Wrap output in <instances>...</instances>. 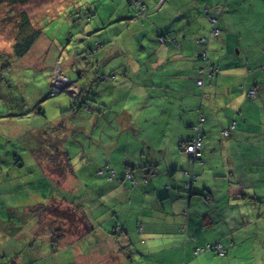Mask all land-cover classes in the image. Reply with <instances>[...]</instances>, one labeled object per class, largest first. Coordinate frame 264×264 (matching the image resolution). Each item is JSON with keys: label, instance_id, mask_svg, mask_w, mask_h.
I'll return each mask as SVG.
<instances>
[{"label": "crops", "instance_id": "crops-1", "mask_svg": "<svg viewBox=\"0 0 264 264\" xmlns=\"http://www.w3.org/2000/svg\"><path fill=\"white\" fill-rule=\"evenodd\" d=\"M140 2L145 7L140 19L135 14H117L114 24H96L100 32L105 25H114V40L104 38L94 54L86 47L65 48L64 75L76 76L73 83L85 94L88 107L71 110L74 102L67 108L58 106L51 133L35 119L45 116L42 110L40 114L27 110L24 116L29 119L25 120L0 117L5 120L0 124L8 125L6 139L0 136V143H6L9 136L15 145L32 147L22 160L8 155L15 146L9 149L0 144V163L9 167L1 185L14 195L26 196L22 190L31 181L35 188L29 196L34 202L33 197L42 199L32 208L44 205L73 211L71 163L87 157L83 152L91 139L101 149L97 158L102 166L94 168L103 180L100 220L95 223L94 211L80 208L77 213L85 231L73 235L65 232L66 219L34 218L38 240L43 232L48 233L47 222L62 230L54 246L51 237L41 242L47 248L39 246L38 260L49 257L57 264H264V0ZM142 29L150 38L143 46L137 38ZM214 29L219 30L218 37L213 36ZM41 36L19 60L30 59L32 66H24L37 67V57L30 53ZM89 39L82 40L89 43ZM138 44L145 55L137 54ZM45 46L46 52L60 55L51 41ZM79 51H87L94 60L82 66L74 63ZM205 66L212 76L207 73L200 78L199 69ZM111 72L116 76L113 80L95 78ZM250 89L256 92L252 99L246 97ZM231 123L235 129L228 138L219 136ZM196 125L202 150L194 159L185 153L184 145L194 137ZM95 130L97 135L91 136ZM24 163L28 165L23 177L14 171L16 183L7 186L14 180L9 178L11 171ZM102 167L109 170L98 175ZM43 193L48 196L43 198ZM0 205L4 213L0 215V255L8 258L14 256L10 247L14 240L9 239L8 221L3 218H9L6 214L11 208ZM135 225L138 237L133 235ZM216 244L225 256L213 250L195 252Z\"/></svg>", "mask_w": 264, "mask_h": 264}, {"label": "rangeland", "instance_id": "rangeland-1", "mask_svg": "<svg viewBox=\"0 0 264 264\" xmlns=\"http://www.w3.org/2000/svg\"><path fill=\"white\" fill-rule=\"evenodd\" d=\"M141 1H143L144 4L146 2V0ZM140 6H142L140 0H31L24 6H7L5 4H0V110H16L17 102L20 101L21 98L23 99L25 109L29 110L37 109V103L39 102L40 109L45 111V116H37L35 119L40 120V123L45 125L44 128L46 133L49 131L51 133L54 127L53 121L56 119V113L59 111L57 107L63 106L62 108H67L74 102V100L68 94L64 93L66 90H62L63 93H60L55 97H48L49 92L53 88L56 73L59 72L61 76L64 75L63 70L68 60V52L65 50V48L71 45L73 47H86L88 51L91 50L92 46L96 47V49L100 48L99 44H103L104 38L114 40V25H111L101 31L100 36L97 34H91L90 31L92 25L94 23H100L101 26V24H106L108 21L113 22L114 24V22L117 21V14L133 16L135 13H137L135 8H139ZM20 12H26L34 25L42 29L41 39L37 43V46L30 53V56H33L34 58L37 57V67L35 68L24 66V64L32 66L30 59H28V61L25 60L20 62L18 60H13V57L11 56V47L14 39V18L15 16L17 17ZM138 13L141 14V11L139 10ZM76 18L78 19L75 20ZM92 18L94 19L91 23H89L88 19L91 20ZM144 27H146V24H144ZM144 32L145 31L142 29V31L137 36L138 39H141L142 46L150 43V38L146 35L147 31L145 33ZM88 37H90L89 43L86 40H82L83 38L85 39ZM49 41H51L53 48H58V52L60 54L58 57H55L53 53L51 55L50 51L46 52L47 48L45 45ZM132 41L136 43L135 37H131V42ZM68 42H70L69 45ZM123 44L125 45V41H123ZM69 49H71V47ZM137 51L138 55H145V53L141 52L142 50L140 49V45ZM78 56L79 59L75 58L73 62L80 66H82L83 63L94 60L93 55L87 51L85 53H81ZM6 58L11 61V68H9L3 74L2 67L7 65V62L5 61ZM108 59L109 57L107 56V60ZM116 60V58L112 59L111 64L116 62ZM135 60H138L139 64H141V61L137 57ZM71 71L74 73V69H71ZM69 77L68 79L70 82H73L74 79L72 78H76L75 75H73V77ZM59 86H61V84ZM59 86L56 85V87ZM54 89L55 91L57 90L55 87ZM63 89H67V87H64ZM72 89L77 92L79 87L75 83V86H73ZM67 93L72 94L73 92L69 91ZM77 93H79V90ZM70 100H72L71 103ZM32 119L33 117L29 121H33ZM1 121L5 120L2 119L0 122ZM73 121L77 124L80 123L78 118H73ZM21 123L27 128L25 121ZM29 124H31V122H28V125ZM7 126H2V124H0V136L5 139L6 134L4 132L8 129ZM96 135L97 130L94 132L92 131L91 136ZM90 140L91 139H87L89 146L86 147L85 151L83 152L87 157L82 161H72L70 180L71 188L73 189L74 201L81 200L86 206L91 208L94 211V222L98 224V221L100 220V184L103 180L100 179V176H96V171H94V168L96 166H102L99 164V159L97 158L99 152H101V149L94 141L91 143ZM0 144L9 146V149L15 146L16 150H11L8 155H17L22 160L26 155H29L28 150L32 148H28L25 143L24 145L19 143L15 145L14 140H12L9 136L6 143L2 142ZM48 146L53 147L54 144ZM46 149L49 150L48 148ZM26 165L28 164L24 163L20 169L12 170L9 178L14 180L5 184L7 186H11L16 183V179L13 175L14 171L23 177L21 173L25 172ZM8 168L9 167L6 166V164L0 163V194L2 192H8V194H5V196L0 197V204H4L11 208L6 214V216H9V218H3V221H8V224H6V226H8V237L10 240H14L13 243L10 241V247H12L14 251L18 250L17 254L22 256V261L17 256V254L10 256V259L14 260V263L16 264H24L25 262H32V264H57L54 259L49 257H43L41 260H38V257H36L35 260H38L36 262L31 260L35 255L39 254L38 252L40 245L43 247V249L47 248V246L42 243L51 237L48 233L43 232L40 235V240L33 241V235H24L25 227L30 228V226L33 227V225L36 227L33 219H38L37 216L39 213L31 212L30 209L34 207L32 205L35 204L36 201H42V199L40 197H33L35 199L34 202L31 199V196H29L31 193L30 190L35 188L31 181H29V184L26 185L27 189L22 190L24 194H27L26 196H23L21 193L14 195L13 193H10L11 189L6 188L4 185L3 187L1 184H4V180L7 178L6 174H8ZM103 168L105 167H102L101 169ZM99 172L100 170L97 172L98 175H100ZM40 190L45 191L43 189ZM43 194L45 195L43 198L48 196L45 193ZM0 207L2 206L0 205ZM14 210H16L15 213H10ZM1 212L3 211H0V215H4V213ZM52 218L60 219L62 217L58 218L57 216L51 215V217L46 218L48 219L46 221H50ZM80 220L81 218L78 216V219L74 217L72 222L66 221L67 224L64 228L66 229L65 232L67 234L73 235L81 234V232L84 233L85 230L82 227ZM20 226H22L20 232L21 235H19L20 233H16V228ZM134 227L135 229L133 230V235L138 237L139 235L137 234L136 225ZM36 229L32 230L36 232ZM95 233L94 235L97 234ZM91 235L93 234L90 233L89 236ZM34 237L38 238V236L35 234ZM84 237H87V235ZM84 240L87 241L86 239ZM28 242L32 244V249L27 247ZM85 243L87 242L82 244L84 245ZM88 243L92 242L89 241ZM88 243L84 246H88ZM3 258L6 259V257Z\"/></svg>", "mask_w": 264, "mask_h": 264}, {"label": "trees", "instance_id": "trees-1", "mask_svg": "<svg viewBox=\"0 0 264 264\" xmlns=\"http://www.w3.org/2000/svg\"><path fill=\"white\" fill-rule=\"evenodd\" d=\"M30 1L31 0H0V4H5L7 6H15V5L16 6H24L27 3H29ZM135 9H136V12L137 13H135L134 16L137 19H140L141 18L140 17L141 15L138 12L140 10L141 13H143L145 11L144 10V7L143 6H140L139 8H135ZM77 19L78 18H76L75 20H77ZM93 19L94 18H92L91 20L88 19V22L91 23ZM96 24H99V23H94L92 25V27H91V31L98 28V27H95ZM108 26L109 25H105V28H107ZM97 30L98 31H94V32H91L90 31V32H91V34L93 33V35L94 34H97L98 36H100V28L97 29ZM13 31H14V39H13L12 47H11L12 48V55L11 56L13 57V60H18L19 61L21 58H23L30 51V49L32 48V46L34 45V43L42 35V29L40 27H37V26L34 25V23L32 22V20L30 19L29 15L26 12H20L18 14V16L17 17L15 16V18H14ZM99 47H100V44H99ZM97 50L98 49H96V47L92 46V48L90 50V53H93L94 54ZM81 53L82 52H79L77 54V56L80 55ZM5 61L7 62V65L4 66V67H2V73L3 74L9 68H11V61L9 59H7V58L5 59ZM207 67L208 66H205V67H202V68L199 69L200 78H203L207 73H209L210 77L212 76V72H209L207 70ZM96 77H98L100 79L102 78V79H106V80H109V79L110 80H113V78L115 79L116 76H115V73H112L111 72V73L104 74V75H100V74L98 75V74H96L95 75V78ZM51 92H52V90L49 92L48 97H51ZM56 95H58V94H56ZM56 95H54L52 97H55ZM68 95L74 100V105L72 106L71 110L76 111L78 108L83 109L85 107H88V104L86 103V100L87 99L84 98L85 97L84 96L85 94L84 95H81V94L80 95H70V94H68ZM89 101L91 102L92 99H89ZM27 110H29V109H25L23 99L21 98L20 101L17 102V108H16V110H11V111L10 110H6V111H1L0 110V117L6 116L7 118H13V119L20 118L21 120L29 119V117L24 116V115L27 114ZM35 110H37V111L39 110V112H38L39 114L42 113V111L40 109V106H37V109H35ZM194 133H195V131H194ZM195 135H196V133H195ZM225 138H228V137H225ZM57 155H59V153H57ZM108 170L109 169L107 167H105L103 169H100L99 174L101 175L102 173H104L105 171H108ZM111 172L112 173L110 174V177L112 179V178H114V174H113V171H111ZM71 197H72L71 198L72 199L71 202L73 204V211H71V212L70 211H65V212L64 211H59L58 208H56L55 206H44V205H40V206H38L36 208H32L33 210L30 209V211L31 212L39 213V215L37 217H38V220H40V221H42V220L50 217V215H53V216H57L58 218L59 217H62L60 219H67L68 222L69 221L72 222L74 217H76L78 219V213H80L79 212V209L80 208L83 209V210H86L87 209V211H88V209L89 210H92L91 208H89L88 206H86L85 203H83L81 200L74 201L73 195ZM50 208H52V209H50ZM88 214H89V212H88ZM92 217H93V213H92ZM46 224L48 226L47 232H48V234L51 236V238L53 240L51 244H52V246H54L56 243H58V240L60 239V237H62V230L60 228L53 229V226L56 225L53 222H49V223L47 222ZM21 229H22V226L16 228V233H20L21 232ZM32 229H33L32 226H30V228L29 227H25L24 228V230H25L24 231V235L25 234L28 235V236L29 235H33V241H37L38 238H35L34 237V234L36 235V232H34ZM19 235H21V233ZM27 247H30L32 249V244L30 242H28L27 243ZM201 249H204L205 251H207V249H205V247L204 248H201ZM197 250L198 249H196L195 252ZM214 252L218 255V253L216 251H214ZM13 253H14V255H16L18 253V250L14 251ZM17 256L20 259L22 257V256H20L18 254H17ZM224 256H225V254H224ZM3 257H5V256L4 255H2V256L0 255V264H16V263H14V260L10 259V256H8V258H6V259H4ZM35 259H36V255L31 260L34 261ZM21 261H22V259H21ZM25 263L26 264H29V262H25ZM31 264H32V262H31Z\"/></svg>", "mask_w": 264, "mask_h": 264}, {"label": "built area", "instance_id": "built-area-1", "mask_svg": "<svg viewBox=\"0 0 264 264\" xmlns=\"http://www.w3.org/2000/svg\"><path fill=\"white\" fill-rule=\"evenodd\" d=\"M212 22L214 23V21H212ZM219 33H220L219 30L214 29L212 34H213V36L218 37L219 36ZM204 41H205V39H204ZM55 84L57 86H59L61 84V86L56 87ZM197 84L199 86H201L202 85V80H199L197 82ZM73 86H75V83L70 82V80L68 78H66L65 76H61L59 74V72H57L56 73V77L54 79V83H53V88H52L53 91L51 92V97L54 96V95H56V94L62 93V90H66V92L64 91V93H66V94H70V93H67V92L70 91V92H73L70 95H79L80 94V90L78 89L79 90V93H77L78 90L76 92L74 89H72ZM54 87L57 88L56 91H55ZM64 87H67V89H63ZM255 96H256V92H255L254 89H250V90L246 91V97L247 98L252 99ZM202 121H203V119H201V122ZM234 129H235V124L234 123H231L225 130H223L220 133L219 136H221L223 138L228 137L229 134H230V132L233 131ZM193 130L195 131L196 135L192 138V140L188 144H186L184 146V150L192 158L197 159V158H199L200 153H201V150H202V137H201V134H200L199 125L194 126L193 127ZM126 178L128 180H132V177H131L130 174H127L126 175ZM205 249H207V250H214L221 257L224 256V254H225L224 251L221 248V245H219V244H216V245H208V246L205 247ZM204 251H205L204 249H198L196 251V254L201 253V252H204Z\"/></svg>", "mask_w": 264, "mask_h": 264}]
</instances>
